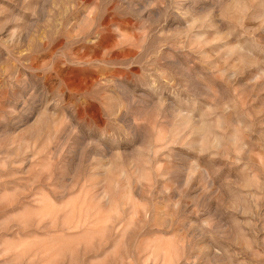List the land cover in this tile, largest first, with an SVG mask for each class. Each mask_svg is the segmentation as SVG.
I'll list each match as a JSON object with an SVG mask.
<instances>
[{
  "label": "rangeland",
  "instance_id": "obj_1",
  "mask_svg": "<svg viewBox=\"0 0 264 264\" xmlns=\"http://www.w3.org/2000/svg\"><path fill=\"white\" fill-rule=\"evenodd\" d=\"M0 264H264V0H0Z\"/></svg>",
  "mask_w": 264,
  "mask_h": 264
}]
</instances>
